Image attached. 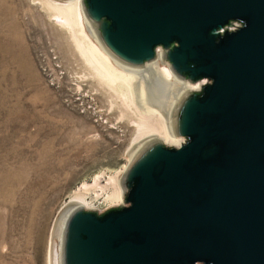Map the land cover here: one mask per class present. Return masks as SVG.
<instances>
[{"label":"water","instance_id":"1","mask_svg":"<svg viewBox=\"0 0 264 264\" xmlns=\"http://www.w3.org/2000/svg\"><path fill=\"white\" fill-rule=\"evenodd\" d=\"M81 7L118 63L146 65L160 46L181 78L211 80L178 102L183 143L157 140L136 154L124 178L128 205L72 211L62 263L264 264V0Z\"/></svg>","mask_w":264,"mask_h":264},{"label":"rangeland","instance_id":"2","mask_svg":"<svg viewBox=\"0 0 264 264\" xmlns=\"http://www.w3.org/2000/svg\"><path fill=\"white\" fill-rule=\"evenodd\" d=\"M67 27L40 0H0V264H52L56 221L81 186L88 211L128 205L101 185L128 165L143 109L97 80Z\"/></svg>","mask_w":264,"mask_h":264},{"label":"bare ground","instance_id":"3","mask_svg":"<svg viewBox=\"0 0 264 264\" xmlns=\"http://www.w3.org/2000/svg\"><path fill=\"white\" fill-rule=\"evenodd\" d=\"M40 1L50 15L53 13L61 14L66 18L67 28L71 30L73 41L85 60L92 65L93 74L96 75L97 80L102 85L106 84L114 88L115 91L125 93L127 100L129 99L133 103L137 101L136 104H139L140 108L143 109L144 116H141L140 123L142 126V128L140 127L141 139H138V142L130 151L131 159L128 165L115 174L108 175L105 183L101 185L108 189L103 199L110 205H116L120 203L123 192H125L123 181L132 161L136 158V154L149 142H157V140L163 141L166 145L179 146L183 143L184 139L175 132L176 116L173 117V113L175 115L177 102L187 92L197 89L198 84L190 83L192 81L188 78H181L172 70L169 62L167 61V63L160 57H156L157 54L143 66L135 65L132 67L126 63H118L104 50V47L91 33L83 14L81 0ZM162 103L163 105H161ZM93 182L95 186H100L98 176L94 178ZM79 188L77 191L72 192L70 199L56 221L54 244L51 252L52 264H63L62 241H64L63 234L68 216L79 207L86 210L87 199L85 197L89 189H85L83 186ZM93 198L97 200L99 197L95 195Z\"/></svg>","mask_w":264,"mask_h":264},{"label":"built area","instance_id":"4","mask_svg":"<svg viewBox=\"0 0 264 264\" xmlns=\"http://www.w3.org/2000/svg\"><path fill=\"white\" fill-rule=\"evenodd\" d=\"M239 24L240 22L238 20L237 21L232 20L229 24H227V27L235 29L236 27H238Z\"/></svg>","mask_w":264,"mask_h":264},{"label":"flooded vegetation","instance_id":"5","mask_svg":"<svg viewBox=\"0 0 264 264\" xmlns=\"http://www.w3.org/2000/svg\"><path fill=\"white\" fill-rule=\"evenodd\" d=\"M158 50V49H157Z\"/></svg>","mask_w":264,"mask_h":264}]
</instances>
